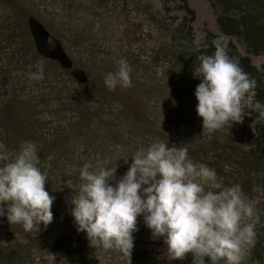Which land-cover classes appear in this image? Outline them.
Returning <instances> with one entry per match:
<instances>
[{
    "label": "trees",
    "instance_id": "16d2710c",
    "mask_svg": "<svg viewBox=\"0 0 264 264\" xmlns=\"http://www.w3.org/2000/svg\"><path fill=\"white\" fill-rule=\"evenodd\" d=\"M208 2L220 31L227 37L207 30L203 42L198 44L193 25L195 11L188 0H0L1 144L4 152L12 150L16 156L22 141H33L38 148V167L45 176V189L55 197L51 206L53 220L46 229L41 225L39 231L25 232L21 225L9 224L6 216L0 217V241L12 243L0 247V264H30L28 256L35 248L41 249L42 240L47 239L57 244L64 264H86L87 257L79 247L87 246L88 241L83 232L76 231L69 214V201L79 191V171L85 164L75 163L79 155L83 159L98 155L111 161L113 157L110 159L107 153L117 145L128 163L105 166L117 167L119 178L131 163V156L159 138L170 147L187 148L188 158L215 169L224 186L239 184L244 193L248 186L245 180L264 177V150L256 151L261 141L254 139L252 133L244 138L239 124L225 125L210 136L201 135L202 118L196 113L193 94L199 83L193 76L199 63L196 57L211 54L213 38L222 37L227 42V54L257 81L254 99L264 103V0ZM32 13L61 40L74 65L85 70L86 82L79 83L58 62L38 55L26 25ZM58 16L64 21L59 22ZM81 16H90L91 20L80 23ZM102 24L113 48L107 49L92 33L104 32L99 29ZM71 38L75 43L69 41ZM238 43L244 46L245 53ZM73 46L91 56L89 67L77 62ZM143 47L152 50L154 70L144 64L146 58L134 54L136 49L143 51ZM252 55L262 56V62L255 63ZM120 57L131 68V86L118 85L109 90L103 77L115 71V60ZM37 61L43 62V79L29 80L28 73L36 70ZM257 65L261 70H257ZM67 76L70 84L60 87ZM48 81L55 85L46 87ZM57 85L64 93L60 99L52 97L58 91ZM104 111L113 118L97 119ZM46 117L51 121H46ZM75 135L83 141L80 152L75 149ZM10 145L16 147L9 148ZM99 158L90 171L103 167L97 162ZM120 161L124 160L119 158ZM20 242L24 249L19 247ZM96 249L89 247L90 252ZM134 252L138 258L145 255L137 248Z\"/></svg>",
    "mask_w": 264,
    "mask_h": 264
},
{
    "label": "clouds",
    "instance_id": "9594fccd",
    "mask_svg": "<svg viewBox=\"0 0 264 264\" xmlns=\"http://www.w3.org/2000/svg\"><path fill=\"white\" fill-rule=\"evenodd\" d=\"M212 46L211 54L196 57L199 63L193 69L199 80L193 94L202 118L201 135L242 123L252 112L256 114L252 126H264V103L254 99L257 81L227 54L222 37L213 38ZM115 64V71L104 75V85L109 90L130 87L127 60L120 57ZM35 69L28 73L29 80L43 79V62L37 61ZM187 152L183 146L170 147L155 138L131 156L119 178L117 167L90 171L85 163L79 171V191L69 201V214L89 247L130 255L137 217H142L151 236L163 238L169 261L191 253L192 264H240L243 250L255 243L259 221L255 201L244 196L239 184L222 185L215 169L194 163ZM37 153V145L25 140L13 160L0 164V204L5 205L0 217L21 225L25 232L39 231L41 225L46 229L53 220L55 197L45 189Z\"/></svg>",
    "mask_w": 264,
    "mask_h": 264
},
{
    "label": "rangeland",
    "instance_id": "374dc122",
    "mask_svg": "<svg viewBox=\"0 0 264 264\" xmlns=\"http://www.w3.org/2000/svg\"><path fill=\"white\" fill-rule=\"evenodd\" d=\"M188 2L195 11V20L193 22V25H194L195 32H196V42L198 44H201L203 42L204 36L207 30H211L215 33H218L224 38L227 37V35H225L224 33L220 31L217 25V21H216V14L214 10L212 9V7L210 6L208 0H188ZM89 17L90 16H87V17L81 16L80 23H82L83 21L91 20V18ZM56 18H58L57 20L59 22L64 21V19L61 16H58ZM26 25L28 28L27 20H26ZM103 27H104V24H102V26H100L99 29H102ZM28 31H29V28H28ZM92 33H95L97 35V38L101 39V42H103L104 45H106L107 49L108 47H111V43L108 44V40H107L108 34L106 33L105 29H104V32H101L98 30ZM92 40H94V37H92ZM115 40L117 41V38ZM69 41H71V43L72 42L75 43L73 38H71ZM83 41H84V38H83ZM116 43H118V41ZM122 43L123 42L121 41L117 47L119 48ZM238 46H239L240 51L242 53H245L244 46H242L239 43H238ZM140 50L141 48L139 50L136 49L134 54H139L141 58H146L144 61V64L147 66L149 70H154L155 65L152 63V60L154 58L152 54V50L148 47L146 48L143 47V51H140ZM72 54L77 60V62H79L80 64H84V66L86 67H89L92 61V59H90L91 56L89 57V55L85 54L81 50L79 51V49H76L74 46H73ZM252 59L255 63H260L262 62L263 57L252 55ZM91 66H94V65L92 64ZM50 67H53V66H50ZM66 78H69V77L67 76L63 78L64 82L60 84V87L61 85H64L66 87V85L68 86L70 84V81L66 80ZM46 85H47L46 87H48L50 85H55V83L53 82L51 83L48 81ZM55 89L58 91H54V93L52 94V97L54 95V98L57 97V99H60V97L64 96V93L62 94V89L60 90L58 85H57V88L55 87ZM105 111L102 114H100L97 119L106 120V119L113 118V115L108 114ZM111 112L113 113L114 111H111ZM155 114L158 115L157 112H155ZM255 115L256 114H253L252 112L251 116H246L243 122L239 123V127L240 129L242 128L244 129L243 131L244 138L250 137L251 136L250 133H252V135H254V139L261 141L256 151H263L264 150V126L260 124H254L252 126L255 120ZM45 119L46 121L47 120L51 121V118L49 117H46ZM158 122H160V120H158ZM246 134L248 137H246ZM74 141H75V149H77L79 152L82 151L84 149L83 141L81 139H78L76 135L74 136ZM15 147L16 146H11V145L9 146V148H15ZM119 149L120 148L117 145H113L112 147L113 152L107 153V156L110 159L113 157L112 158L113 160L111 161H109L106 158L96 157L98 155H95L94 157H90V158H85V159H83L82 156L79 155L78 156L79 161L75 160V163L79 164L80 162H83V163L90 164L89 166H91L92 164H94L93 162L99 158L97 162L103 166L109 165L110 163L117 164V162H118V165L125 166L126 165L125 161L119 162V158L123 160L126 158L124 154H121V150ZM4 150H5L4 146L1 144V140H0V164L10 162L15 157L12 150H9L8 152L7 151L4 152ZM13 150L15 151V149ZM52 158L53 157H51V159ZM105 162L107 163L105 164ZM245 181H247L248 186L246 187L247 191L244 192L243 194L249 200L255 201L254 208L256 210L257 215L259 216V221L255 224V228H254L255 243L252 246L247 247L243 250L240 264H264V177H256V178L251 177ZM68 218H69V215H68ZM72 226L74 227V225ZM137 229H138L137 233L133 234L134 242H133V249L130 255H123L119 253L118 251L111 253L109 250H105L103 248H98L94 252H90L89 245L87 246L81 245L79 248L83 251L82 253L83 256L87 257L86 264H92V263H95V264H192V254L191 253L185 254V256L182 259H176V260L169 261L166 255L167 246L166 244L163 243V238H153L151 236L150 230L145 226L142 217H137ZM17 243H18L17 240H15L14 244H17ZM22 244L23 242H20L19 247L24 249ZM42 244H43V247L41 249L35 248L32 251V254L30 255L31 257L28 256V259L31 262L30 264H64L62 257H61V255L63 254L61 253L60 250L56 249L57 244H53L50 241V239L42 240ZM11 245L12 243L9 244L7 240L3 239L2 241H0V247L2 246L8 247ZM63 245L66 246V244H63ZM134 248H137L138 250L143 251L145 253L144 257L138 258L136 255V252H134ZM23 255H24L23 257L26 256V254H23ZM14 263H17V262H14ZM221 264H223V261H221Z\"/></svg>",
    "mask_w": 264,
    "mask_h": 264
},
{
    "label": "water",
    "instance_id": "95a60500",
    "mask_svg": "<svg viewBox=\"0 0 264 264\" xmlns=\"http://www.w3.org/2000/svg\"><path fill=\"white\" fill-rule=\"evenodd\" d=\"M27 24L38 55L57 61L63 68L68 69L79 83L87 81L85 70L74 65L72 57L61 40L48 29L41 19L35 14H30L27 17Z\"/></svg>",
    "mask_w": 264,
    "mask_h": 264
}]
</instances>
